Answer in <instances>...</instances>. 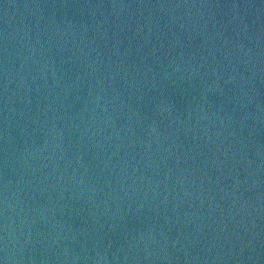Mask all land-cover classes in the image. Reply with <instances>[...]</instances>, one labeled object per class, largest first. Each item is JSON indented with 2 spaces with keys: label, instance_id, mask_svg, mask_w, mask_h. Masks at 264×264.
<instances>
[{
  "label": "water",
  "instance_id": "water-1",
  "mask_svg": "<svg viewBox=\"0 0 264 264\" xmlns=\"http://www.w3.org/2000/svg\"><path fill=\"white\" fill-rule=\"evenodd\" d=\"M0 264H264V0H0Z\"/></svg>",
  "mask_w": 264,
  "mask_h": 264
}]
</instances>
